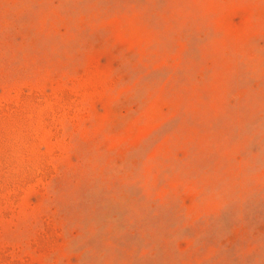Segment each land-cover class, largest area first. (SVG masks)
Returning a JSON list of instances; mask_svg holds the SVG:
<instances>
[{"label": "rangeland", "instance_id": "374dc122", "mask_svg": "<svg viewBox=\"0 0 264 264\" xmlns=\"http://www.w3.org/2000/svg\"><path fill=\"white\" fill-rule=\"evenodd\" d=\"M0 264H264V0H0Z\"/></svg>", "mask_w": 264, "mask_h": 264}]
</instances>
